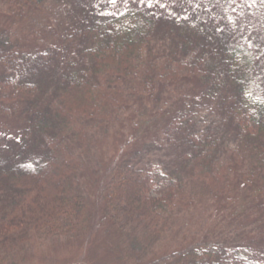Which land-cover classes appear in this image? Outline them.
Returning a JSON list of instances; mask_svg holds the SVG:
<instances>
[{
	"label": "trees",
	"instance_id": "obj_1",
	"mask_svg": "<svg viewBox=\"0 0 264 264\" xmlns=\"http://www.w3.org/2000/svg\"><path fill=\"white\" fill-rule=\"evenodd\" d=\"M220 2L229 18H238L244 8L252 22L244 20V32L211 58L202 47L189 51L192 42L182 38L153 49L156 18L144 5L91 11L63 47L37 43L31 49L0 24V112L7 118L24 115L28 124L27 146L16 155L0 154V252L28 231L88 235L100 210L108 230L132 227L152 239L200 199L232 206L238 183L264 201V0ZM73 43L81 61L67 57ZM58 57L50 80L54 92L41 99L38 77ZM195 79L201 87L192 85ZM147 104L158 112L171 107L166 144L186 175L171 177L166 192L154 197L151 186L164 176L159 165L115 168L104 175L95 208L87 213L81 182L97 135ZM195 184L201 185L198 192L191 190ZM132 243L135 252L147 253L138 239ZM143 264H264V259L244 243L207 242Z\"/></svg>",
	"mask_w": 264,
	"mask_h": 264
},
{
	"label": "rangeland",
	"instance_id": "obj_2",
	"mask_svg": "<svg viewBox=\"0 0 264 264\" xmlns=\"http://www.w3.org/2000/svg\"><path fill=\"white\" fill-rule=\"evenodd\" d=\"M220 1L151 0L149 5L148 0L144 3H140V0H118L116 5H112L106 0H47L38 5L30 0H0V24L10 26L24 42L32 45L31 49L37 43H40V47L44 45L49 48L55 43L60 45L64 41H71L68 34L91 11H119L129 6L144 5L156 18L151 36L153 49L155 43L157 47L164 48L162 44L169 45L182 38L192 42L189 51L202 47L211 58L224 42L244 32V28L240 27L244 20H248L249 26L252 22L246 19L245 15L249 12L244 8L238 9V18H229L228 8L225 11ZM193 25H198L201 30L198 32L196 28L190 29ZM192 30L197 32L194 36ZM175 34L179 38L172 39ZM66 48L70 61H81L82 53L78 43ZM58 60L61 58L48 60L47 66L50 69L44 76L38 77L41 90L44 91L39 95L41 99H49L54 92L56 83L50 80ZM192 83L201 87L198 79ZM181 92H187V89ZM171 110L169 104L164 105L163 112L155 111L151 104H147L124 113L121 120L110 126L107 132L102 131L97 135L90 160L91 168L88 165L81 182V188L89 201L87 213L90 214L95 208L104 175L115 168L140 167L149 163L159 165L164 176L155 179L151 186L150 194L154 197H160L166 192L171 177L186 175L185 167L174 160L166 144L165 127L170 118L166 113L171 115ZM27 129L26 116L14 113L7 118L0 112V154L16 155L25 148ZM226 137L230 138L227 140L233 139L231 135ZM200 187V184H195L191 190L198 192ZM236 192V202L230 207L219 200L212 202L204 198L196 201L194 206L180 212L167 231L157 237L152 236V239L137 234L132 227L108 230L107 223L102 220L101 210L99 218L94 220L96 225L91 224L93 228L90 227L89 236L80 232L70 236H45L28 231L14 238L12 245L1 250L0 264H143L174 249L207 242L244 243L264 259V201L254 196L252 190L242 183H238ZM135 239L147 250L146 254L135 252L132 243Z\"/></svg>",
	"mask_w": 264,
	"mask_h": 264
},
{
	"label": "snow or ice",
	"instance_id": "obj_3",
	"mask_svg": "<svg viewBox=\"0 0 264 264\" xmlns=\"http://www.w3.org/2000/svg\"><path fill=\"white\" fill-rule=\"evenodd\" d=\"M106 2L110 3L112 5H116L118 0H106ZM144 2H145V0H140V3H144ZM148 2H149V5H150L151 4V0H148ZM157 2H158V0H157Z\"/></svg>",
	"mask_w": 264,
	"mask_h": 264
}]
</instances>
